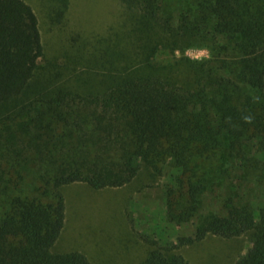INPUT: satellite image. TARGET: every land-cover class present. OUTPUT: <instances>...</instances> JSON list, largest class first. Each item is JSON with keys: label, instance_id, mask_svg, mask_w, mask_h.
<instances>
[{"label": "trees", "instance_id": "trees-1", "mask_svg": "<svg viewBox=\"0 0 264 264\" xmlns=\"http://www.w3.org/2000/svg\"><path fill=\"white\" fill-rule=\"evenodd\" d=\"M123 1L150 40L144 59L111 69L103 90L81 91L33 82L44 54L38 16L25 0H0V107H9L0 114V264H93L81 251L52 250L71 183L121 187L144 165L159 175L170 165L166 215L178 223L199 213L219 156L264 184V0H187L182 11L179 0ZM208 34L233 45L212 59L152 60L160 47ZM247 232L252 244L237 264H264V206L248 204L201 217L194 235L170 246L148 239L142 264H190L181 247Z\"/></svg>", "mask_w": 264, "mask_h": 264}, {"label": "rangeland", "instance_id": "rangeland-1", "mask_svg": "<svg viewBox=\"0 0 264 264\" xmlns=\"http://www.w3.org/2000/svg\"><path fill=\"white\" fill-rule=\"evenodd\" d=\"M25 1L38 16L44 45L33 79L39 85L101 91L111 69L121 72L129 63L144 59L142 46L150 40L139 31L137 14L123 0ZM176 5L179 11L188 9L187 0ZM232 45L224 36L208 34L203 39L183 40L178 48L160 47L152 60L166 65L201 54L212 59L221 46ZM232 54L227 50L222 56L231 59ZM8 108L0 107V114ZM176 172L169 165L159 175L144 165L121 187L94 189L84 182L63 186L65 225L52 250L81 251L93 264H142L152 247L148 239L170 246L181 236L194 235L203 216L225 215L232 205L248 204L256 210L264 206V184L258 171L219 156L213 161L212 179L201 193L196 217L185 223L169 221L166 188ZM251 244L250 232L232 238L208 235L180 251L190 264H237Z\"/></svg>", "mask_w": 264, "mask_h": 264}, {"label": "clouds", "instance_id": "clouds-1", "mask_svg": "<svg viewBox=\"0 0 264 264\" xmlns=\"http://www.w3.org/2000/svg\"><path fill=\"white\" fill-rule=\"evenodd\" d=\"M195 59H197V60H202V59H204V58H210V56H204L203 54H201V55H197L196 57H194ZM244 119H245V122H251V119H252V117H250V116H246V117H244Z\"/></svg>", "mask_w": 264, "mask_h": 264}]
</instances>
